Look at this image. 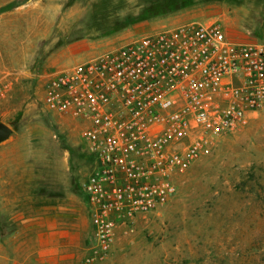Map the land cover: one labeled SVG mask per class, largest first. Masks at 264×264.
<instances>
[{"label": "rangeland", "instance_id": "374dc122", "mask_svg": "<svg viewBox=\"0 0 264 264\" xmlns=\"http://www.w3.org/2000/svg\"><path fill=\"white\" fill-rule=\"evenodd\" d=\"M161 5L182 7L135 22ZM189 20H219L231 39L264 44V0H0V125L12 130L0 143V264H84L91 255V219L74 257L44 262L32 255L33 234L15 218L73 198L88 212L84 184L94 160L78 130L46 109V80L108 45ZM18 135L20 144L33 145L31 165L20 164L12 146L2 148ZM23 173L38 189L12 201ZM89 264H264V112L223 137L178 177L170 203L139 217L133 232Z\"/></svg>", "mask_w": 264, "mask_h": 264}, {"label": "built area", "instance_id": "2783aa9c", "mask_svg": "<svg viewBox=\"0 0 264 264\" xmlns=\"http://www.w3.org/2000/svg\"><path fill=\"white\" fill-rule=\"evenodd\" d=\"M43 103L78 130L94 160L84 184L89 264L170 203L178 177L223 137L264 112V44L231 39L219 20L163 24L59 70Z\"/></svg>", "mask_w": 264, "mask_h": 264}, {"label": "crops", "instance_id": "0c3cea01", "mask_svg": "<svg viewBox=\"0 0 264 264\" xmlns=\"http://www.w3.org/2000/svg\"><path fill=\"white\" fill-rule=\"evenodd\" d=\"M20 142V135H18L12 139V143H7L2 148L12 146V156L15 153H20L17 154L21 157L20 164H33V145L23 146ZM22 147H24L23 154L21 153ZM14 162V158H12V178L14 174L18 175V172H14ZM22 175L24 181L17 184L16 189L12 186V201L20 198L28 199L32 195L31 192L38 189L39 185L31 183L30 179L27 180L25 173ZM40 186L42 188L43 185ZM88 212L83 201L73 198L65 199L57 206L37 207L31 216L16 215L15 218L16 221L24 224L26 231H31L33 234L35 245L32 255H36L41 261L48 262L50 259L74 257L75 251H79L85 246L90 225Z\"/></svg>", "mask_w": 264, "mask_h": 264}, {"label": "trees", "instance_id": "16d2710c", "mask_svg": "<svg viewBox=\"0 0 264 264\" xmlns=\"http://www.w3.org/2000/svg\"><path fill=\"white\" fill-rule=\"evenodd\" d=\"M182 6H178V5H169L166 6V5H161L159 7H149L144 13H142L140 19H138L137 21H135L136 23L137 22H141V21H144L146 18L148 17H155L157 15L159 16H164L168 13V10H171V12H173L174 10L176 11L178 8H181ZM149 14H153V15H149ZM134 22V23H135Z\"/></svg>", "mask_w": 264, "mask_h": 264}, {"label": "water", "instance_id": "95a60500", "mask_svg": "<svg viewBox=\"0 0 264 264\" xmlns=\"http://www.w3.org/2000/svg\"><path fill=\"white\" fill-rule=\"evenodd\" d=\"M12 134V130L7 125H0V143L6 141Z\"/></svg>", "mask_w": 264, "mask_h": 264}]
</instances>
